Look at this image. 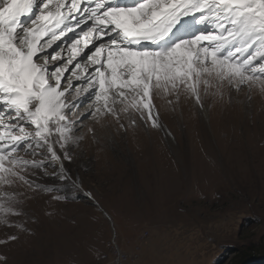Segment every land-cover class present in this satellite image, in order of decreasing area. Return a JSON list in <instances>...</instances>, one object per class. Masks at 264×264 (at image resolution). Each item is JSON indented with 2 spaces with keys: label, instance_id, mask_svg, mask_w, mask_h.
I'll return each mask as SVG.
<instances>
[{
  "label": "rangeland",
  "instance_id": "rangeland-1",
  "mask_svg": "<svg viewBox=\"0 0 264 264\" xmlns=\"http://www.w3.org/2000/svg\"><path fill=\"white\" fill-rule=\"evenodd\" d=\"M217 91L202 95L203 108L185 93L178 101L154 94L159 127L138 114L135 124L124 114L97 123L79 109L71 160H63L68 178L53 164L47 174L35 170L31 186H0L21 213L7 216L13 226L0 222V264H105L114 235L130 251L144 231L132 264L263 261L264 182L242 181L243 167L224 160L233 155L247 166L255 157L264 166V92L227 82Z\"/></svg>",
  "mask_w": 264,
  "mask_h": 264
},
{
  "label": "snow or ice",
  "instance_id": "snow-or-ice-1",
  "mask_svg": "<svg viewBox=\"0 0 264 264\" xmlns=\"http://www.w3.org/2000/svg\"><path fill=\"white\" fill-rule=\"evenodd\" d=\"M225 82L264 92V0H0V186L68 178L81 108L159 127L154 94L203 108ZM16 203L0 195L6 226Z\"/></svg>",
  "mask_w": 264,
  "mask_h": 264
},
{
  "label": "built area",
  "instance_id": "built-area-1",
  "mask_svg": "<svg viewBox=\"0 0 264 264\" xmlns=\"http://www.w3.org/2000/svg\"><path fill=\"white\" fill-rule=\"evenodd\" d=\"M149 231H144L132 245L129 251L122 244L117 242V237L114 235L108 242L110 247V258L105 264H132L139 261L143 251V245L148 239Z\"/></svg>",
  "mask_w": 264,
  "mask_h": 264
},
{
  "label": "bare ground",
  "instance_id": "bare-ground-1",
  "mask_svg": "<svg viewBox=\"0 0 264 264\" xmlns=\"http://www.w3.org/2000/svg\"><path fill=\"white\" fill-rule=\"evenodd\" d=\"M185 97V96H184ZM170 98V97H169ZM172 107V106H171ZM170 107V108H171ZM178 110V109H177ZM229 140V139H228ZM228 140L226 141L228 143ZM245 143V142H244ZM232 145V144H231ZM149 146V145H148ZM159 146V145H158ZM136 147V146H135ZM142 147V146H141ZM229 147V145H228ZM138 149V147H136ZM143 148V147H142ZM145 148V147H144ZM140 149V148H139ZM138 149V150H139ZM221 150V149H220ZM218 151V150H217ZM221 153L223 152L222 150L220 151ZM224 155V154H223ZM227 154H225L224 156H226ZM219 156V155H218ZM245 156V155H244ZM182 157V156H181ZM219 158V157H218ZM245 158V157H244ZM243 158V159H244ZM186 159V158H185ZM235 159V160H233ZM218 160V159H217ZM245 160V159H244ZM240 159H236L233 157V155H230V159L229 161L225 158L224 162L226 161L227 164L229 166H232L233 169H235L236 167H243L242 168V181H246L248 183H254V184H259L260 182H264V166L262 167H258L257 163H254L256 161L255 157L253 158H248L247 160V166L245 161ZM219 161V160H218ZM146 162V161H145ZM184 162V161H183ZM226 164V165H227ZM180 166V165H179ZM181 169V167H180ZM183 169V168H182ZM241 169V168H240ZM245 170V171H244ZM233 173V172H231ZM232 175V174H231ZM229 176V175H228ZM179 177V176H178ZM240 179V178H238ZM25 210V209H24ZM18 216V215H17ZM28 216V215H27ZM23 224V223H22ZM24 225V224H23Z\"/></svg>",
  "mask_w": 264,
  "mask_h": 264
},
{
  "label": "trees",
  "instance_id": "trees-1",
  "mask_svg": "<svg viewBox=\"0 0 264 264\" xmlns=\"http://www.w3.org/2000/svg\"><path fill=\"white\" fill-rule=\"evenodd\" d=\"M254 264H264V259H263V261L261 260V261H259L257 263H254Z\"/></svg>",
  "mask_w": 264,
  "mask_h": 264
}]
</instances>
